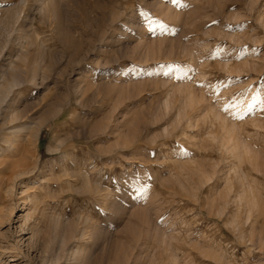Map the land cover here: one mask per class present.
Returning a JSON list of instances; mask_svg holds the SVG:
<instances>
[{
  "label": "rangeland",
  "instance_id": "1",
  "mask_svg": "<svg viewBox=\"0 0 264 264\" xmlns=\"http://www.w3.org/2000/svg\"><path fill=\"white\" fill-rule=\"evenodd\" d=\"M14 114L6 264H264V0H0Z\"/></svg>",
  "mask_w": 264,
  "mask_h": 264
},
{
  "label": "bare ground",
  "instance_id": "2",
  "mask_svg": "<svg viewBox=\"0 0 264 264\" xmlns=\"http://www.w3.org/2000/svg\"><path fill=\"white\" fill-rule=\"evenodd\" d=\"M20 83H21V81L20 80H18L15 76L12 78V80L11 81H9L8 82V86H6V88L8 87V90H11V88H13L15 85H20ZM3 104V103H2ZM3 106V105H2ZM19 114H14V115H11V116H9L8 117V137H5V136H3V137H1V141H2V143L3 142H5V143H7V146H8V149H10V148H13V146H14V139H12V136L13 135H15V133L16 132H18V131H20V130H22L23 128H22V126H21V128L20 127H17V126H15L14 125V127H10V124H12L14 121H16L20 116H18ZM21 124V123H20ZM38 125H40V124H38ZM24 127V126H23ZM26 127V126H25ZM3 129V128H2ZM26 129V128H25ZM27 130V129H26ZM35 136V135H34ZM18 137V136H17ZM20 139V138H19ZM22 139V138H21ZM15 140H17V139H15ZM19 141V140H18ZM16 145V144H15ZM3 148H2V146H0V150H2ZM23 149H24V147H23ZM22 153V152H21ZM9 161V160H8ZM23 163V162H22ZM18 165V163L17 164H15V163H12V165ZM21 165V164H20ZM17 166H15V168H16ZM59 167V166H58ZM14 168V167H13ZM4 170V168L3 167H0V171H3ZM14 170V169H13ZM26 170V169H25ZM20 171H23V170H20ZM19 171V173L18 174H16V175H18V178L20 177L19 175L22 173V172H20ZM28 171V170H27ZM33 171V170H32ZM24 172V171H23ZM10 173V172H9ZM24 173H26V171L24 172ZM23 173V174H24ZM22 174V175H23ZM13 175V174H12ZM14 178V177H13ZM23 180V179H22ZM21 183H23V185H24V183H25V181H22ZM67 184V183H66ZM86 184V183H85ZM84 184V185H85ZM26 191V190H25ZM24 191V192H25ZM50 191V190H49ZM3 198V197H2ZM1 202H3V201H1ZM28 202V201H27ZM49 204V203H48ZM25 205H27V203H25ZM2 206V205H1ZM0 206V227H4L5 226V223L8 221V214H9V212H8V208L6 209V210H3L2 209V207ZM7 259L5 260L4 259V257L2 256V257H0V264H6L7 263Z\"/></svg>",
  "mask_w": 264,
  "mask_h": 264
}]
</instances>
